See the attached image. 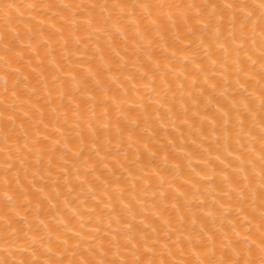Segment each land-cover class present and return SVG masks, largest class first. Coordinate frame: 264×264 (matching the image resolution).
<instances>
[{
	"label": "bare ground",
	"instance_id": "1",
	"mask_svg": "<svg viewBox=\"0 0 264 264\" xmlns=\"http://www.w3.org/2000/svg\"><path fill=\"white\" fill-rule=\"evenodd\" d=\"M262 4L0 0V264H260Z\"/></svg>",
	"mask_w": 264,
	"mask_h": 264
},
{
	"label": "snow or ice",
	"instance_id": "2",
	"mask_svg": "<svg viewBox=\"0 0 264 264\" xmlns=\"http://www.w3.org/2000/svg\"><path fill=\"white\" fill-rule=\"evenodd\" d=\"M9 7H11V5H9ZM227 7L231 8L232 5H227ZM261 7L264 8V4H262ZM261 160L264 161V155L261 156ZM249 251L251 252V249H249ZM260 253H261L260 264H264V240L261 241ZM237 255H239V253H237ZM133 264H141V260L137 258L133 262ZM217 264H225V261L222 259L218 261ZM231 264H241V261L237 259V260L232 261ZM244 264H255V262L252 260H245Z\"/></svg>",
	"mask_w": 264,
	"mask_h": 264
}]
</instances>
